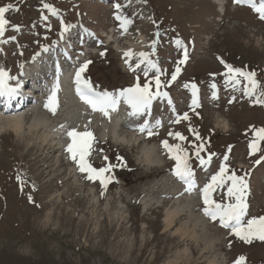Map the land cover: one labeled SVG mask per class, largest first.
<instances>
[{"label": "rangeland", "instance_id": "1", "mask_svg": "<svg viewBox=\"0 0 264 264\" xmlns=\"http://www.w3.org/2000/svg\"><path fill=\"white\" fill-rule=\"evenodd\" d=\"M209 1L0 0V6L13 5L5 14L9 37L3 54L0 52V67L3 66L9 74H16L17 69L36 52L44 53L41 46L49 45L47 50H51L52 55H60L55 47L59 44V33L65 31L61 25L63 20L67 31H72L70 39L79 40L86 48L96 46L87 53L88 56L83 53L81 59L84 61L88 57L93 61L86 77L100 88L121 89L133 85L137 76L141 83L151 78L152 74L142 79L137 72L128 73L129 66L123 65L115 49L123 52L125 44L133 42L137 43L134 50H139L145 43L151 51L150 41L157 31L161 39L153 59L164 73L161 80L166 82L183 53V48L174 41L182 40L187 47L188 60L181 65L177 80L162 88L169 96L155 100L157 103L151 116L161 117L164 122L165 118H175L176 114L184 112L190 116L189 121L168 125V129L162 126L158 142L157 139L141 142L142 147L144 143L154 149V154L164 163L162 166L156 162L157 158L154 162L158 166L146 163L142 147H137L132 139L120 142L117 139L119 125L115 123V126L113 119L101 121L100 116H83L93 120V132L98 140L96 151L90 158L94 166H103L102 156L105 155L113 164L118 163L116 155L123 156L126 161V167L113 170L114 180L103 188L99 181L86 179V174L68 158L66 150L39 153L38 134L44 130L54 132L56 143L68 141L62 138V134L66 127L64 122L71 115L68 108L60 109V106L58 115L47 112L44 103L52 84V80H47L42 85V92L35 91L44 100L31 104L30 108H35L36 114L28 117L30 122L33 117L39 122L43 119V128H38L37 136L30 137L24 131V137H18L8 130L0 131V264H208L209 260H214L213 264H233L240 255L247 257V264H264V241L257 239L248 244L230 235V229L223 228L218 220L213 221L202 214L207 219L204 221L200 213H204L205 205L200 204L202 209L194 207L199 199L198 191H180V187L169 179V175L173 176L171 165L174 161L162 147H158L163 139H168L170 144H182L191 155L196 181L208 183L211 173L219 170L227 146L232 145L230 167L238 169V174H243L241 170L250 173L246 177L249 209L245 219L264 216V160L257 166L254 164L257 157L264 155V141L261 142V152L248 155V143L254 137L253 127H264V109L252 102L254 98L245 100L239 95V77L240 83L235 87L227 84L223 75L226 70L219 64L225 61L236 68L255 71L260 87L254 97L264 92V20L254 8L230 6L226 7L222 21H219ZM254 2L258 6L261 0ZM116 3L121 4L119 10L115 8ZM45 4L56 9V13L45 8ZM117 11L133 20L126 34L121 33L115 19ZM108 31L112 33L111 38ZM90 32L95 34L94 37L89 35ZM103 33L106 35L103 43L97 45L93 38ZM110 39L112 43L108 44ZM1 41L2 37L0 45ZM105 49L107 54L100 56ZM51 56H48V62ZM60 58L56 64L63 68L65 61ZM193 82L200 89L202 108L198 109L199 117L189 108L191 89L184 87ZM213 82L217 85L216 100L211 99L213 90L210 85ZM233 97L234 101L229 103ZM169 98L172 105L168 103ZM85 123L83 119L74 121L79 128ZM189 125L207 141V150L201 155L207 158L209 152L217 154L207 166H201L192 155L193 142L197 141L189 131ZM169 131L180 132L187 139L181 142L169 137ZM110 134L113 141L109 139ZM33 143L36 145L31 148ZM239 165L244 169H239ZM71 184L78 187L67 190ZM229 184L230 181L217 188L212 198L227 202ZM184 194L189 195V201L185 200ZM92 196L94 201L90 200ZM183 200L185 203L181 207L190 206L193 214L183 209L171 224L166 223V212L180 207ZM198 217L202 222H195ZM180 226L186 231H178L176 228Z\"/></svg>", "mask_w": 264, "mask_h": 264}, {"label": "snow or ice", "instance_id": "2", "mask_svg": "<svg viewBox=\"0 0 264 264\" xmlns=\"http://www.w3.org/2000/svg\"><path fill=\"white\" fill-rule=\"evenodd\" d=\"M237 4L241 3H251L254 10L259 14V18L264 20V0L257 6L254 0H235ZM13 5L9 4L6 6H0V37L4 35L5 26L8 21L5 14L11 9ZM45 8L56 13V9L52 8L51 5L45 4ZM115 8L119 10L121 8L120 3L115 4ZM47 19V17H44ZM115 19L119 22V28L122 34H126L129 31L130 26L133 24V20L122 15L119 11L115 13ZM14 28H19V26H13ZM67 31V27H65ZM94 37V33H89ZM10 39H15V37H10ZM161 34L159 31L154 33V38L150 41V52H139L136 53L132 49H128L123 52V56L126 58L125 62L128 64L129 68L133 71L140 69L141 65H144V76L148 77L149 72L155 69V73L152 74L151 78L146 79L141 83L139 76L136 77V82L125 88L116 89L113 91L109 90H98L86 77V72L89 66L93 63L92 60H85L76 69L74 74V84L76 94L79 96L80 100L87 105L90 110L95 113L99 112L102 116L111 120L112 113L117 112L120 106L126 105L130 111L127 112L129 117H141L150 114L153 106V101L160 97H168L169 94L166 91H162V88L170 85L172 82L177 80V77L181 73V65L185 64L188 60L187 47L183 45V41L176 39L174 42L177 46L183 48L182 57L177 60L176 67L174 71L170 74V79L165 81L161 80V75L164 73L161 71L157 61L153 59L157 52V46L160 42ZM98 43H103L102 41H97ZM47 50V49H45ZM100 56H105L107 50L99 53ZM135 58V68H133V62ZM224 63V61H221ZM227 71L223 74L226 77V83L232 87L240 83L237 77H244L247 84L244 87V92L247 96H254L257 89L260 87V81L256 78L255 71L245 72L241 69L233 68L231 65H225ZM211 75H215L214 73ZM15 79L8 74V72L0 67V97H5L10 100L16 94L20 88V83L17 82L14 86L9 83L10 80ZM185 88L191 89V100L189 104L190 110L197 116H200L198 109L202 108L200 89L196 83H186ZM211 89V99H218L217 85L212 83L210 85ZM60 90V71L59 66H57V74L54 82L51 85L49 94L44 103V107L48 109L52 114H55L58 106V92ZM235 97L229 100V103L234 101ZM254 104L264 105V92L256 96L252 101ZM169 105L173 102L171 98L168 99ZM173 112L175 108L173 107ZM189 121L190 116L188 112L183 114H176L174 123H180L181 121ZM91 119L84 124L83 130H78L76 127L69 128L66 132L69 138V143L66 145V152L69 154L70 159L75 162L78 170L81 173L86 174V179L90 181H99L103 188H106L109 183L114 180L112 172L117 167H126V161L121 155H116L115 159L118 161L117 164L110 162L107 155L103 156V166L96 167L91 162L90 158L92 154L96 151V144L98 143L97 137L92 131ZM64 127V125H61ZM162 127V121L160 119H155L154 123L147 119H143L142 123L136 125V130L141 133H146L147 137L151 138L154 135H158V132L154 129H159ZM189 131L193 133L197 142H193L194 152L192 155L196 157L201 166H207L211 163L216 153L209 152L207 158L201 155L202 152L206 151L207 141L200 136L197 129L189 125ZM254 137L248 143V155L252 156L254 153L262 151L261 142L264 141V127L255 128L253 127ZM169 137H175L177 140L183 142L187 139L180 132L169 131L167 134ZM161 147L168 154V157L174 161V166L172 167L173 174L183 181L187 185V190H193L196 180L195 172L193 170L191 155L188 149L182 146L180 143L170 144L168 139H163L160 141ZM232 145L227 146V151L223 155L222 161L219 165V170L216 174L211 176V180L206 183L201 189L203 204L205 207L203 211L208 215L211 220L219 222V224L225 228L230 229V235L235 236L239 240L251 244L253 240L264 241V216H253L250 219H245L248 213L249 205L247 202V195L249 193V185L246 177L250 174L248 171H243V174H238L235 168H231L229 153L232 152ZM103 151V149H100ZM261 160H264V155H261L260 159L256 160L255 163L259 164ZM19 179V177H18ZM230 184L227 187V202L223 200L217 201L212 198V193L217 189L225 185L226 182ZM32 197L29 196V200ZM231 246V242L229 243ZM233 264H247V257L244 255L238 256Z\"/></svg>", "mask_w": 264, "mask_h": 264}, {"label": "bare ground", "instance_id": "3", "mask_svg": "<svg viewBox=\"0 0 264 264\" xmlns=\"http://www.w3.org/2000/svg\"><path fill=\"white\" fill-rule=\"evenodd\" d=\"M209 1V0H208ZM211 1V2H210ZM209 2L210 3H212V5L214 6V9H219V10H222V3H223V1L222 0H210ZM217 5H218V7H217ZM141 36V35H140ZM139 36V37H140ZM138 37V38H139ZM128 39V38H127ZM140 39V38H139ZM137 45V43H133V42H127L126 44H125V47H124V52L125 51H127L128 49H132V50H134V48H135V46ZM53 65V64H52ZM61 71H62V69H61ZM60 71V72H61ZM42 75V73H38V74H36V76L38 77V78H40V76ZM69 75H70V73L68 72V73H66V72H64V73H62V75L61 76H63L61 79H62V81H61V83H60V90H59V92H58V97L62 100V99H65V104H63V105H65L68 109H69V112L71 113V116H73V117H75V118H77L78 116H86V115H92L93 114V112H88L85 108H84V105H82L81 103H79L76 99H75V97H74V95H73V93H72V90H71V86H70V83L68 82V80H67V78L69 77ZM55 76V73H53L52 74V77H54ZM30 93H32V92H30ZM32 95H34L35 96V91L33 92V94ZM28 99H31V98H28ZM27 99V100H28ZM38 100V97L36 96V101ZM27 104H29V103H27V101L25 102V103H23V106H21L20 108H17V109H15V108H13V107H8L5 111H1L0 110V131H10V132H12L13 134H15V135H18V137L20 136V135H22L23 133H24V131L25 132H28L29 133V135H30V137H32V135H35V136H37V134L39 133V131H38V128H43V125L41 124V121L43 120H41V119H39L40 120V122L39 121H37L36 119H37V117H36V115H35V117H36V119H33L32 118V122H30V120L28 119V117H30V116H33L34 114H36L35 112H36V110L35 111H33V110H31V112L30 113H23L24 111H22L25 107H26V105ZM52 114V113H51ZM125 113H124V110H123V107H122V109H119L117 112H114V113H112V116H111V120L113 121V124L116 126V124H118L119 125V130H120V133H119V135H118V137H117V139H119L120 140V142L122 141V142H124V141H126V140H130V139H132L136 144H137V147L139 146V147H142L141 146V142L142 141H144V140H146L147 138H149V137H147V135L145 134V133H141V132H138V134H136L135 132H132L131 133V131H130V133H129V131H127V130H124L123 129V127L125 126V124H124V126H123V124L121 125V124H119V121H120V118H115V116H123ZM40 115V114H39ZM38 115V116H39ZM41 115H43V113L41 114ZM62 115V114H61ZM62 117V116H61ZM82 119H84V118H82ZM60 123V122H59ZM65 123V122H64ZM116 123V124H115ZM101 124V123H100ZM61 125V124H60ZM105 125V124H104ZM46 126V125H45ZM25 129H27V130H25ZM42 130V129H41ZM48 130H49V128H48ZM133 131L135 130V128L134 129H132ZM52 131V130H51ZM51 131H43V132H41L40 134H38V138L40 139V140H38L39 142V145H40V148L38 149V151H39V153L40 154H45V153H47V151H49L50 152V150H57L58 149V144L60 143H56V142H54V138H53V135H54V132H51ZM54 131V130H53ZM23 137H24V135H22ZM26 136V135H25ZM107 136V135H106ZM27 137H28V135H27ZM61 137V136H60ZM35 139V138H34ZM30 142V141H29ZM128 142V141H127ZM36 145V143H33L30 147L32 148V147H34ZM143 147H142V149H141V152H142V154H143V156H144V159H145V162L146 163H149V164H156V162H158L160 165H161V163H162V161H161V158H159V156L158 155H156V154H154V149L151 147H148L149 145L148 144H144L143 143ZM46 150V151H45ZM37 151V152H38ZM40 156V155H39ZM153 156H154V158H153ZM37 157V156H36ZM59 157V156H58ZM64 158H66V157H64ZM156 158H157V160H156ZM154 160H156V162H154ZM154 164V165H155ZM156 166H158V164H156ZM239 166H241L242 167V165H239ZM65 176V175H64ZM75 187H78V185L76 186V185H69L68 187H67V190L68 189H76ZM79 189V188H78ZM74 191H76V190H74ZM178 192H179V190H177ZM181 191V190H180ZM59 196V195H58ZM184 198H185V200H190V198L188 197V196H185L184 195ZM94 199V197L92 196V197H90V200L92 201ZM90 200H88V202L90 201ZM95 200V199H94ZM93 200V201H94ZM87 201V200H86ZM90 201V202H91ZM184 203H185V201L183 200V204H181L180 205V207H174V208H172V209H170L169 211H167L166 212V223H172V220H173V218L176 216V215H178L179 214V212H181L183 209H186V212H189L190 214H193V209H191L190 208V206H188L187 205V207H181L182 205H184ZM190 205H192V204H190ZM193 206V205H192ZM193 208V207H192ZM50 211V210H49ZM48 211V212H49ZM202 214H204V213H202ZM206 215V214H205ZM48 217V216H47ZM192 217V216H191ZM193 218H195V217H193ZM205 218V217H204ZM48 219H49V217H48ZM196 221L195 222H197V221H199V222H202V218L201 217H198V218H196L195 219ZM204 221H206V219H204ZM195 226V224L193 225V227ZM176 229H178V231H182V233H183V231H186V228H184V227H182V226H180L179 228H176ZM195 238V237H194ZM213 263H215V261L214 260H209V263L208 264H213Z\"/></svg>", "mask_w": 264, "mask_h": 264}]
</instances>
